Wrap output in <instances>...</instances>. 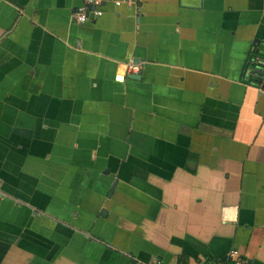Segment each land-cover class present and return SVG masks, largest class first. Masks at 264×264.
<instances>
[{
  "label": "crops",
  "instance_id": "obj_1",
  "mask_svg": "<svg viewBox=\"0 0 264 264\" xmlns=\"http://www.w3.org/2000/svg\"><path fill=\"white\" fill-rule=\"evenodd\" d=\"M82 2L0 0V264H264V0Z\"/></svg>",
  "mask_w": 264,
  "mask_h": 264
},
{
  "label": "built area",
  "instance_id": "obj_2",
  "mask_svg": "<svg viewBox=\"0 0 264 264\" xmlns=\"http://www.w3.org/2000/svg\"><path fill=\"white\" fill-rule=\"evenodd\" d=\"M111 2L114 6L118 7L122 3L134 4L135 0H83L80 7H78L73 13V21L77 24H84L89 21V15L91 13L93 18L100 17L102 12L100 7L105 3ZM84 17V21L81 22L80 17ZM134 68V67H133ZM133 68H130V71H133ZM252 70L255 76L261 75L264 78V58L254 57L249 61V69ZM134 72V71H133ZM258 78V76H257ZM229 260L225 263L217 262L211 264H245V260L240 256L238 251H230L228 254ZM146 264H162L160 261H152Z\"/></svg>",
  "mask_w": 264,
  "mask_h": 264
},
{
  "label": "clouds",
  "instance_id": "obj_3",
  "mask_svg": "<svg viewBox=\"0 0 264 264\" xmlns=\"http://www.w3.org/2000/svg\"><path fill=\"white\" fill-rule=\"evenodd\" d=\"M97 2H98V0H97ZM84 17H80V20H81V22H83L84 21ZM127 66L126 65H123V66H121L120 68H119V75L121 76V77H123L124 75H125V73L127 72ZM133 71L134 72H139V68L138 67H135V68H133Z\"/></svg>",
  "mask_w": 264,
  "mask_h": 264
},
{
  "label": "water",
  "instance_id": "obj_4",
  "mask_svg": "<svg viewBox=\"0 0 264 264\" xmlns=\"http://www.w3.org/2000/svg\"><path fill=\"white\" fill-rule=\"evenodd\" d=\"M131 78H133V79H138L139 78V76L138 75H131L130 76ZM121 78L120 77H118V80H120Z\"/></svg>",
  "mask_w": 264,
  "mask_h": 264
},
{
  "label": "trees",
  "instance_id": "obj_5",
  "mask_svg": "<svg viewBox=\"0 0 264 264\" xmlns=\"http://www.w3.org/2000/svg\"><path fill=\"white\" fill-rule=\"evenodd\" d=\"M257 81H258V82L261 81V77H259V78L257 79Z\"/></svg>",
  "mask_w": 264,
  "mask_h": 264
}]
</instances>
